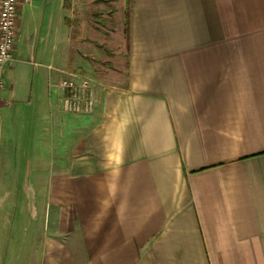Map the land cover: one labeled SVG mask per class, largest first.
<instances>
[{
    "label": "crops",
    "instance_id": "obj_1",
    "mask_svg": "<svg viewBox=\"0 0 264 264\" xmlns=\"http://www.w3.org/2000/svg\"><path fill=\"white\" fill-rule=\"evenodd\" d=\"M122 31L88 113L7 83L17 38L0 112L36 179L0 264H264V0H124Z\"/></svg>",
    "mask_w": 264,
    "mask_h": 264
},
{
    "label": "rangeland",
    "instance_id": "obj_2",
    "mask_svg": "<svg viewBox=\"0 0 264 264\" xmlns=\"http://www.w3.org/2000/svg\"><path fill=\"white\" fill-rule=\"evenodd\" d=\"M123 2L33 0L23 5L18 28V60L14 62L15 72L13 66L6 71L7 83L23 90L22 97L26 99L41 79L45 80L44 88H56L65 70H80L96 85L101 79L113 77L117 68L122 72L125 57ZM119 52H122L121 57ZM23 112L25 119L27 110ZM4 116L12 118L5 131ZM24 128L18 125L15 114L0 112V242L4 232L9 234L4 220L7 222V217L18 213L19 197L29 205L33 192L30 183L36 179L35 173L19 171L22 164L29 162L19 149L18 139L20 134L25 136ZM0 247L2 250L3 245ZM14 250L17 253L18 247Z\"/></svg>",
    "mask_w": 264,
    "mask_h": 264
},
{
    "label": "built area",
    "instance_id": "obj_3",
    "mask_svg": "<svg viewBox=\"0 0 264 264\" xmlns=\"http://www.w3.org/2000/svg\"><path fill=\"white\" fill-rule=\"evenodd\" d=\"M33 0H0V104L5 86L4 65L11 59L18 38L20 11ZM62 108L68 112L88 113L95 104L94 85L86 75L70 73L58 81Z\"/></svg>",
    "mask_w": 264,
    "mask_h": 264
},
{
    "label": "trees",
    "instance_id": "obj_4",
    "mask_svg": "<svg viewBox=\"0 0 264 264\" xmlns=\"http://www.w3.org/2000/svg\"><path fill=\"white\" fill-rule=\"evenodd\" d=\"M124 33L126 34V37H127V22L126 21L124 23Z\"/></svg>",
    "mask_w": 264,
    "mask_h": 264
}]
</instances>
